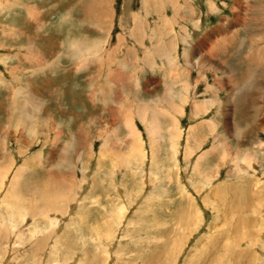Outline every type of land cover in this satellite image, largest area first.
I'll return each mask as SVG.
<instances>
[{
    "label": "rangeland",
    "instance_id": "rangeland-1",
    "mask_svg": "<svg viewBox=\"0 0 264 264\" xmlns=\"http://www.w3.org/2000/svg\"><path fill=\"white\" fill-rule=\"evenodd\" d=\"M42 1L33 2L41 11L30 12L16 0H0L7 7L2 11L12 15L0 23V53L18 51L13 58L0 55V264H264V0H177L178 11L169 7L174 0ZM155 8L166 10L169 22L159 21ZM23 14L26 25L16 20ZM18 23L32 36L10 34ZM36 23L59 47L66 32L103 44L101 66L118 71L121 82L111 80L114 97L140 134L137 164L126 155L138 135L112 133L106 118L92 133L78 128L93 108L84 101L89 71H77L67 58L56 75L41 68L47 64L40 63L45 42L33 37ZM155 26L161 44L150 39ZM188 37L196 57L212 67L201 74L185 66ZM15 39L18 45L4 41ZM58 46L55 52L62 50ZM154 46L179 68L157 58L164 66L157 63L152 72L145 58H155ZM107 53L117 59L113 68ZM19 57L40 66L20 68ZM185 70L190 76L180 75ZM101 89L104 100L109 90L104 84ZM172 95H185L184 113L171 122L156 116L162 133L154 149L136 110L151 108L145 116L150 121L156 101L170 102ZM233 95L239 108L230 104ZM29 96L42 105L40 114L31 123L15 122V100L31 113ZM237 124L245 138L234 135ZM237 153L246 166L239 163L245 173L235 177ZM59 160L60 167L51 168ZM251 165L253 175L247 174Z\"/></svg>",
    "mask_w": 264,
    "mask_h": 264
},
{
    "label": "bare ground",
    "instance_id": "bare-ground-1",
    "mask_svg": "<svg viewBox=\"0 0 264 264\" xmlns=\"http://www.w3.org/2000/svg\"><path fill=\"white\" fill-rule=\"evenodd\" d=\"M150 1V0H149ZM241 0H239V2H240ZM156 2H158V1H156ZM176 2H177V0H174L173 2H172V4L171 5H169V7H170V9H173V7H174V9L176 10V11H178V5L177 6H175L176 5ZM179 2V1H178ZM167 3V2H166ZM246 3V2H245ZM152 4V3H151ZM157 4V3H156ZM173 4H175L174 6H173ZM146 5V4H145ZM160 6V5H159ZM168 7V8H169ZM190 8V7H189ZM188 8V9H189ZM209 8V7H208ZM155 10H156V15H157V17H158V20L159 21H161L162 20V22L163 23H166V21H168L169 22V20H166L168 17V12H166V10H164L163 12H160L157 8H155ZM184 10V9H183ZM110 11V10H109ZM153 11V10H152ZM186 12V11H185ZM193 12V11H192ZM212 12H213V10H212ZM177 16H178V12H174L173 13V17L175 18V20H176V18H177ZM135 17V16H134ZM55 19V18H54ZM161 19V20H160ZM169 19V18H168ZM138 21V20H137ZM139 21H141V20H139ZM171 21V20H170ZM223 21V20H222ZM174 22V21H173ZM178 22V21H177ZM156 24H157V22H156ZM227 24H228V22H227ZM36 25L39 27L38 28V34H34V36L33 37H38V39L40 40V39H44V42H45V45H44V56L46 57V59L45 58H43V60L40 62V63H42V62H46L47 64L45 65V66H40V65H38V66H40L41 68H46V69H50V71H52L53 73H54V75H56L57 73H58V68H60V66H59V63L61 62V61H63L64 59H69L70 61H72L73 63H75L74 65L75 66H72L73 68L75 67V69L77 70V71H89V74H88V76L86 77L87 78V80H88V83H87V89H86V94H85V97H84V101L87 103V102H89V103H91V106L93 107L92 108V111H93V113H92V111L91 110H89V109H87V112H86V114H84V116L82 117L83 119L82 120H84V122H83V124H79L78 125V128L80 129L81 128V131H85L86 133H92L94 130H96V128H98V127H101V125H99V124H101V123H103V121H104V119L106 118V122H107V124H105V127H108L110 124H112V125H114V127H113V129L111 130L112 131V133H119V129L120 130H126L127 132L126 133H128V134H130V135H127L126 137H128V136H130V137H135L136 135H138V140H137V142H129L128 143V150H127V155H126V157L128 158V160L130 159V160H133L136 164H137V154L139 153V146H140V144H141V142H140V138H139V135L140 134H138L139 132H138V130H137V128L135 127V124H134V122H133V118H131V117H129L128 115H127V113L126 112H124L123 111V104H122V102L120 101V100H116L115 99V97H114V95H115V89H116V87H115V84L114 83H116V82H114V81H111L112 79L113 80H115V76H116V81L118 82V83H120L119 82V80H117V75H119L118 74V71L117 70H112V69H110V68H108V67H103V66H101V62H100V60H101V56H103V55H101V53H102V50H103V44H101V43H94V44H90V43H87L86 41H80L81 39H78V38H74V36H73V34H72V32H69V33H65V37H66V39L64 40V42H62L63 43V46H61V47H59L58 45H59V42L57 41L58 39L57 38H53V36H49V38H48V35H47V32H46V26H43V27H41V26H39L37 23H36ZM49 25H51L50 23H49ZM225 24H223V26H224ZM12 27V26H11ZM15 27V26H14ZM20 27V26H19ZM139 27H140V22H139ZM156 27V29H158V30H155V32L152 34V36L150 37V39L151 40H154L153 38H155L156 39V41L154 40V43L156 44V43H158V41L160 42V44H161V42H162V38H163V34H161V32L159 31V29L160 28H158V26H155ZM224 28H226V26L224 27ZM32 29V28H31ZM31 31V30H30ZM183 31V30H182ZM136 32H138V31H136ZM158 32H160L159 34L161 35V36H159L158 35ZM24 34L25 36H27L28 34H30V33H25V32H23L22 30L20 31V28H19V30L17 31V28H13L11 31H10V34H12V35H14V36H17V35H19V34ZM31 34H32V32H31ZM30 34V36H32ZM50 34V33H49ZM58 35H61V33L60 34H58ZM58 35H55V36H57L58 37ZM141 35V34H140ZM108 36V35H107ZM46 37V38H45ZM61 37V36H60ZM59 37V38H60ZM222 37V36H221ZM126 39V38H125ZM83 40V39H82ZM185 40V42H186V44L184 45V47H185V49H184V57H185V60H186V62H185V66L188 68V69H191V70H193V71H197V74H201L200 73V69L201 68H205V66H208L207 68H209V65H207V64H210V62L208 61V60H206L205 62H206V64L203 62V60L200 58V57H196V52H195V48L192 46V44H191V42H192V38H185L184 39ZM57 41V42H56ZM60 41V40H59ZM165 41V40H164ZM224 41V40H223ZM225 43V42H224ZM165 45V44H164ZM194 45V44H193ZM58 46V49L60 50L61 48H62V50L61 51H54V49H53V47H57ZM105 46V45H104ZM156 46V45H155ZM155 46H154V48H153V50H154V54H155V58H145V60H147V62H148V64H152L151 66H153V67H151V70H152V72L154 71V70H157L158 68H157V63H159V61H157L156 62V59L158 58V59H161V61H164V60H166L167 61V63H168V65L170 66V68H172V69H174L175 70V67H176V63H175V59H173V58H169V56L167 55V54H164L163 53V51H160V47H162V45L158 48V49H155ZM228 46H230V44H226V49L228 48ZM120 49V48H119ZM220 49V48H219ZM92 51V52H91ZM167 51V50H166ZM101 52V53H100ZM146 52H148V51H146ZM108 54L109 53H107V56H108ZM112 58H109L108 59V66L109 67H111V68H113L114 67V65H115V63L117 62V59H115V58H113V55L112 54H109ZM110 56H108V57H110ZM130 56L131 57H135L134 55H132L131 53H130ZM153 56V55H152ZM151 59H152V61L154 60L155 62L153 63H149L150 61H151ZM38 62L40 61L39 59L37 60ZM134 61V60H133ZM132 61H130V63H131ZM122 63V62H121ZM136 63H137V60H136ZM159 64H163V66H164V62H161V63H159ZM158 64V66L159 67H161L160 65ZM174 65H175V67H174ZM119 66H123V67H125V69L129 72V73H133L134 72V70L132 69V68H130L129 66V68L127 67V65H122V64H120ZM178 66V65H177ZM65 67V66H64ZM139 67V70L140 69H142V66L141 65H139L138 66ZM105 68H106V71H105ZM118 68V67H117ZM144 68V67H143ZM177 69L179 68V66L178 67H176ZM210 68H212V67H210ZM209 68V69H210ZM71 69V68H70ZM115 69V68H114ZM160 69V68H159ZM145 70V69H144ZM162 70H165V69H162ZM70 71V70H69ZM186 71V70H185ZM183 71V73H181L180 75H183V76H185V77H187V76H190V74L188 73V72H190V71ZM144 72V71H143ZM146 72V71H145ZM163 72V71H162ZM167 72V71H166ZM165 72V74H167ZM138 74V73H137ZM69 75H71V72H70V74ZM139 75H141V74H139ZM104 76L106 77V79L104 78ZM135 76V75H134ZM145 76V75H144ZM164 78V77H163ZM165 78L166 79H168V77H167V75L165 76ZM14 79L16 80L17 79V77L15 78L14 77ZM104 79V80H103ZM139 79V77H137V80ZM141 79V78H140ZM102 81H104V83H101ZM137 82H139V81H137ZM103 84L104 85H106L107 86V89L109 90V92L108 93H106V92H104V100H101V99H99L98 98V92H100V89H101V87L103 86ZM5 86H7V85H5ZM246 87V86H245ZM172 88V87H171ZM210 88V87H209ZM103 89V88H102ZM101 89V90H102ZM195 89V88H194ZM210 89H214V88H210ZM20 90H22V91H27L26 90V88H20L19 89V91ZM30 90V89H29ZM245 90V89H244ZM103 92V91H102ZM125 93V95L129 98L130 96L128 95V94H126V92H124ZM259 93V92H258ZM239 95V94H238ZM17 96V95H16ZM192 96V95H191ZM212 96H213V94H212ZM234 96V95H233ZM103 97V96H102ZM29 98V100H27V101H25L26 103H27V105L26 106H28V104H29V102H30V104H29V106L28 107H31V113H29L28 111H27V109L25 110V104H23L21 101L19 102V100L18 101H16L15 100V110H14V119H15V122H16V120L17 119H20V118H24V120H26V121H28V122H34L35 120H36V118H37V116L40 114V112H41V109H42V105H40L39 103H38V101H34V98H32L31 96H29L28 97ZM188 98V97H187ZM27 99V98H26ZM185 100H187L186 99V97H185V95L184 96H181V97H176V96H174V95H172V96H170V102H168V101H164V100H158V101H156V109H155V111H153V115H152V117H151V119H150V121L149 120H147L146 118H145V116L147 115V114H149V110L151 109V108H148L146 105L145 106H142V108H137L138 109V111L136 110V113H137V118L139 119V120H141L142 121V123L144 124V126H145V130L149 133V136H150V138L151 139H149L150 140V142L152 143V145H153V148L155 149V143H157L158 142V139H159V137H160V135H161V129H160V127H157V125H156V123L155 122H158V120H155L156 119V116H158V115H162V114H164L165 116H166V118H167V121H177V117H179V116H182V114L184 113V108H185V106H186V103H185ZM262 100H263V97H262ZM19 102V103H18ZM141 102V101H140ZM167 104H166V103ZM42 104V103H41ZM209 104V101H208V103H206V105H208ZM216 105V103H214V101L209 105V106H213V105ZM230 104H232L233 106H235V107H237V106H239V104H241V102L239 101V99L237 98V99H235V96H234V98H233V100H231L230 101ZM126 105V104H125ZM166 105V107H164ZM224 105V104H223ZM256 105V104H255ZM101 106H103V108H100ZM134 106V105H133ZM161 107H164L163 109H160ZM109 109V111H108V109ZM194 108H196L195 109V111L196 110H198V108L199 107H197V106H195ZM194 108H193V110H194ZM201 108V107H200ZM237 108H239V107H237ZM129 112H131V111H129ZM219 113H217V114H220V115H223V117L224 116H227V114H225L224 112H221V110H219L218 111ZM87 113H88V115H87ZM126 113V114H125ZM244 113V112H243ZM258 113H260V112H258ZM129 114V113H128ZM132 114V113H131ZM104 115V116H103ZM254 115V114H253ZM76 119V117H73V119ZM110 119V121H108ZM23 121V120H22ZM79 121V120H78ZM213 121H216V118H215V120L213 119ZM229 121V120H228ZM46 122V121H45ZM44 122V123H45ZM54 122V121H53ZM113 122V123H112ZM105 123V122H104ZM47 124V123H46ZM61 123H59V126L62 128L63 126H61L60 125ZM123 124H124V127H125V129H124V127H123ZM166 124H167V122H166ZM175 124V123H174ZM255 124V123H254ZM48 125V124H47ZM63 125V124H62ZM163 125V124H162ZM32 126V125H31ZM82 126V127H81ZM176 128H177V125H176ZM236 130H237V133H235L234 135L236 136V138H238V139H240V138H243L244 137V134L245 133H243L244 131H243V129H242V125H240V124H237L236 125ZM170 129H171V133H173V128H170V127H168V132L170 133ZM246 129V128H245ZM233 130H235L234 128H233ZM110 131V132H111ZM252 131V130H251ZM233 133V132H232ZM251 133V132H250ZM174 134H176V133H174ZM166 135H168V134H166ZM179 135V134H178ZM30 136V135H29ZM176 137V136H175ZM170 138V137H169ZM245 138V137H244ZM161 139V138H160ZM125 140H126V138H125ZM174 141V140H173ZM221 141V140H220ZM105 142V141H104ZM115 143V142H114ZM220 143V142H219ZM105 144V143H104ZM262 144V146H263V143H261ZM107 145V144H106ZM115 145H116V143H115ZM143 145V144H142ZM221 146V145H220ZM105 147V146H104ZM151 147V146H150ZM264 147V146H263ZM106 148V147H105ZM108 148V147H107ZM173 148V147H172ZM171 148V149H172ZM154 149H152V150H154ZM176 147H174V153L175 152H177L176 151ZM105 150V149H104ZM102 151V153H104L105 151ZM110 151V150H109ZM143 153H144V151H143ZM146 153V152H145ZM105 154V153H104ZM104 154H102L103 156H106V155H104ZM141 154V153H140ZM139 154V155H140ZM191 154V153H190ZM142 155V154H141ZM156 155V154H155ZM124 156V155H123ZM144 156V155H143ZM154 156V155H153ZM120 158V157H119ZM126 158V159H127ZM154 158V157H153ZM200 158V157H199ZM223 158V157H222ZM125 159V160H126ZM240 157H239V155H238V153H237V155H235L234 157H232V165H234V167H235V177H237L239 174H241V173H245V172H243V170L241 169V167H240V165H245V164H242L241 162H242V160H241V162H239L240 160ZM142 160V159H141ZM143 160H144V158H143ZM148 160V159H147ZM223 161V160H222ZM243 162L245 163L246 162V160H243ZM60 160L59 161H53V162H51V168H53V167H60ZM239 163H241L240 165H239ZM65 164V163H64ZM64 164H62V166L64 165ZM127 164H128V162H127ZM148 164V163H147ZM143 165V164H142ZM144 166H146V165H144ZM246 166V165H245ZM253 166L254 165H251L250 166V168H251V170H249L248 171V173L247 174H254L255 172H254V169H253ZM64 167L65 168H71V170L73 169L71 166H69V164H65L64 165ZM146 168V167H145ZM145 168L144 167H140V170L142 171V174H143V172L144 171H146V172H144V176L145 175H148L149 174V170H145ZM255 168V167H254ZM244 169V168H243ZM256 169V168H255ZM245 175V174H244ZM243 175V176H244ZM232 176V175H231ZM240 176V175H239ZM245 177V176H244ZM211 179H209V182L210 183H212V181L214 180V179H217L216 178V175H214L213 177H210ZM253 178V177H252ZM257 178V177H256ZM262 178V177H261ZM259 181H260V179H259ZM251 190V189H250ZM248 203V202H247ZM250 236V235H249ZM251 238V237H250ZM258 243V242H257ZM261 247H262V244H261ZM263 248V247H262ZM261 248V249H262ZM259 262V261H258ZM264 262V261H263ZM256 263V262H255ZM259 264V263H258ZM263 264V263H262Z\"/></svg>",
    "mask_w": 264,
    "mask_h": 264
},
{
    "label": "crops",
    "instance_id": "crops-1",
    "mask_svg": "<svg viewBox=\"0 0 264 264\" xmlns=\"http://www.w3.org/2000/svg\"><path fill=\"white\" fill-rule=\"evenodd\" d=\"M40 1H42V0H40ZM46 1V0H45ZM3 2L5 3V0H3ZM16 2L17 3H19L25 10H27V11H30V12H37V11H41L42 10V6L40 5L39 7L38 6H35L34 4H33V2H36V0H27L26 2H24V1H21V0H16ZM42 2H44V1H42ZM45 3V2H44ZM52 4H54V3H52ZM51 3L49 4V5H46L45 7H49V6H51L52 5ZM7 7H6V5H4V6H2V7H0V23H5V21H4V18H6V19H8V17L9 18H12V15H9L8 16V12L7 11H2L3 9H6ZM44 8V7H43ZM19 10H20V14H22L24 11H23V9H21V8H19ZM16 14V13H15ZM14 14V15H15ZM26 16H28V15H22V16H20L18 19H16L17 20V22H19V21H21L22 23H24L25 25H26V23H28L29 22V20H28V18L26 17ZM2 17V18H1ZM21 23V24H22ZM5 24H7V23H5ZM5 24H3L2 26L3 27H6L7 25H5ZM21 24L20 23H18V26H20L19 28H20V30L21 29H23L22 28V26H21ZM2 36H3V38H7V35H6V33H3V34H1ZM27 37V36H26ZM26 37H23V38H25L26 39ZM5 42H8L9 43V45L10 46H13V45H18L19 43H20V41H18V40H16L15 39V41H12V42H10V41H7V40H4ZM1 49H6V48H1ZM13 49H16V48H13ZM8 50V49H7ZM18 53V51L16 52V51H14L13 53H0V55H1V58H3V56L4 57H6L7 59L8 58H13V56H15L16 54ZM21 54H25V53H23V52H20ZM20 54V55H21ZM26 57V56H25ZM25 57H23L22 58V60L20 59V57H19V60H17L16 61V63H17V65H18V67H22V66H25L26 64H29L31 67H35V66H37V65H39V64H34V63H32V62H30V61H28ZM42 64V63H41ZM10 65H11V63H10ZM30 67V68H31ZM30 68H28L27 70H29Z\"/></svg>",
    "mask_w": 264,
    "mask_h": 264
}]
</instances>
